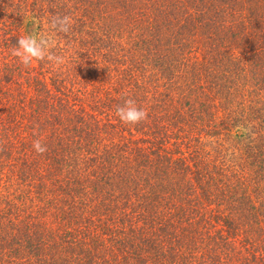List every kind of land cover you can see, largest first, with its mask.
<instances>
[{
	"label": "trees",
	"instance_id": "trees-1",
	"mask_svg": "<svg viewBox=\"0 0 264 264\" xmlns=\"http://www.w3.org/2000/svg\"><path fill=\"white\" fill-rule=\"evenodd\" d=\"M0 264H264V0H0Z\"/></svg>",
	"mask_w": 264,
	"mask_h": 264
},
{
	"label": "clouds",
	"instance_id": "clouds-1",
	"mask_svg": "<svg viewBox=\"0 0 264 264\" xmlns=\"http://www.w3.org/2000/svg\"><path fill=\"white\" fill-rule=\"evenodd\" d=\"M73 23L71 15L53 16L49 31L33 32L19 37L10 50L11 55L16 57L24 68H31L33 62H47L54 69L60 68L65 63V57L56 54L52 49L56 46V36L68 35ZM115 115L125 126H137L148 119V112L138 107L132 98L125 99L123 104L117 105ZM32 147L40 155L48 151L46 144L39 139L33 141Z\"/></svg>",
	"mask_w": 264,
	"mask_h": 264
},
{
	"label": "rangeland",
	"instance_id": "rangeland-1",
	"mask_svg": "<svg viewBox=\"0 0 264 264\" xmlns=\"http://www.w3.org/2000/svg\"><path fill=\"white\" fill-rule=\"evenodd\" d=\"M37 64V63H36ZM257 195L258 194H254V197H257ZM239 234L241 233V231L240 232H238ZM239 240H241L242 238H243V236H240V237H237ZM239 245V244H238Z\"/></svg>",
	"mask_w": 264,
	"mask_h": 264
}]
</instances>
